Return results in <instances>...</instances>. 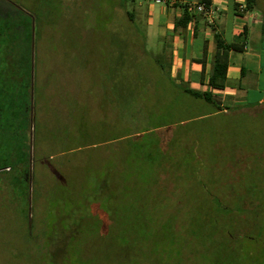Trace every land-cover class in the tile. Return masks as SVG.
Wrapping results in <instances>:
<instances>
[{"label":"rangeland","instance_id":"obj_1","mask_svg":"<svg viewBox=\"0 0 264 264\" xmlns=\"http://www.w3.org/2000/svg\"><path fill=\"white\" fill-rule=\"evenodd\" d=\"M5 1L9 12L17 15L19 29L14 36L18 38L12 40L7 30L0 31V87L9 79L12 86L8 90L17 91L16 87L31 81L36 93L30 96L28 128L25 123L21 126L16 113L9 117L7 130L0 127V172L9 170L7 164L19 158L15 157L19 151L29 156L33 166L35 137L53 157L43 161V168L37 166L40 182L34 193L38 197L33 196L30 183L27 209L29 221L34 218L33 228L26 221L24 201L13 197L5 182L0 188V264H264V57L260 85H246L249 100L236 105L227 100L223 102L229 108L226 113L199 125L195 169L200 183L190 188L192 177L180 172L182 189L187 188V200L181 207L154 205L157 201L150 198L152 194H142L139 183L151 185L153 180L145 171L128 190L119 188L112 176L108 179L115 198L106 211L99 203L86 204L94 194L91 188L100 186L94 173L74 178L82 181L77 191L65 189L63 184L72 178L66 179L70 172L65 160L67 170L57 177L56 168L63 158L56 150L73 144L60 142L68 130L100 128L84 141L101 143L117 128L104 122L105 102L117 96L104 89L101 94L87 92L99 67L101 86L120 87L121 103L134 88L142 89L141 85L153 92L159 77L154 60L160 57L169 64L172 52L159 38L147 36L149 4L140 7L131 0L124 6L120 0ZM254 7L263 26L264 0H256ZM126 11L133 14L132 21ZM136 71L139 77L131 74ZM172 77L177 78L173 68ZM219 98L222 95L215 93L214 99ZM25 103L14 101L11 106ZM99 120L100 125H92ZM159 134L169 140L172 129ZM92 149L81 148L73 163L86 170L89 160L83 162L79 152ZM181 160L185 165L190 157L184 154ZM182 194L175 199L182 200Z\"/></svg>","mask_w":264,"mask_h":264},{"label":"trees","instance_id":"obj_2","mask_svg":"<svg viewBox=\"0 0 264 264\" xmlns=\"http://www.w3.org/2000/svg\"><path fill=\"white\" fill-rule=\"evenodd\" d=\"M126 1L120 0V3L124 6ZM202 1L210 5L209 0ZM255 2L256 0H246V9L244 11L253 12L255 10ZM126 14L132 21L133 14L129 11H126ZM197 17L198 15L188 5H182V16L175 20L174 31L186 29ZM262 31L264 38V24ZM243 36L246 38V32ZM230 49L240 51L239 46L235 44L221 47V54L217 52L215 55L208 82L206 84L203 80L201 82V85L206 87L205 90L192 88L190 81L185 82L183 79H174L172 77V58L169 64L163 62L160 57L155 58L154 61L159 71V77L155 82L156 87H154L153 92L151 93L148 88L141 85L142 89H139V87L134 88V91H132L134 93H131L129 97L127 96L124 103H121L122 100L119 102L120 98L123 99L120 87L116 88V84L106 83L103 88L100 83L101 68L95 69L97 72L95 76L97 78L91 83V87L87 92L90 94H101L102 89H104L105 93L114 97L117 96V99L115 98L112 102L109 99H105L106 102L104 101L106 103L105 108L108 110L104 122H111L117 128H114L111 136L105 138L101 143H88L89 141H84L92 132H100V128H92L91 130L87 126V128H80L78 131L73 128L75 131L72 133L68 130V136L64 135L65 138L62 136L61 140L59 138L60 142L63 140L66 143L70 140L73 143L70 145L71 143L69 144L68 142L66 143L69 144L67 147L56 150L59 154L58 157L63 158L62 164L56 168L57 177H62L64 175L62 170H67L64 160L69 165L68 172L70 173L66 179L72 178V180H67V184H63L65 189L67 191H72V189L73 191H77L78 183L81 185L82 181L75 182L74 178L80 174L91 175L94 173L99 177L98 180L101 181L100 186L90 187L91 190H94V194H92L90 201L88 200L86 204L99 203L107 211L111 207L110 202L115 198V196L112 197V194H110L112 189L108 187V179L113 177L118 180L119 188L125 186L128 190V186H135L134 181L137 175L145 174V171H148L153 175V180L151 185L147 181L139 183L143 188L142 194L145 192L152 194L150 198L152 199L153 197L157 201L154 205L174 204L177 207H181L185 199L187 200L185 195L187 188L182 189L181 183L184 178L180 172L184 171L185 175L189 174L192 177L190 180L191 185H189L190 188H196L200 183V180L197 179V170L195 169L198 165L196 158L198 148L196 143L200 140L199 125L207 121L209 117L215 114H223L225 110L229 109L226 105H222L214 99L213 90H223L227 86L228 61L226 55ZM137 72H132L131 74H136L139 77L141 74ZM109 73L111 74V70L108 71V75ZM124 75L127 77L129 74L126 73ZM138 77L137 80H139ZM16 88L18 90L15 92L24 93V100L26 101L24 123L25 128H28L30 122L28 116V111H30V96L36 93V88L33 92L31 81H28L24 87L20 86ZM21 88H24V91H21ZM118 89L120 92H118ZM17 100L18 97L15 101ZM13 102L14 98L11 95L8 104H12ZM123 104L126 105V108ZM14 108L19 110L20 106L17 104V107L15 106ZM100 121L98 123L97 121H93L92 125H100ZM123 125H126L125 128H121ZM119 126L120 128H118ZM167 128L172 129V135L169 140L164 139L159 134L160 130ZM35 139V164L33 166L29 161V156L24 153L20 154L21 152L19 151V154L15 153V157L19 158L13 160V163L7 164L10 165L7 166L9 170L7 172H0V188L3 182H5L6 188H9L13 192L11 195L24 201L26 209L29 206L28 199L32 188L30 187V183L31 185L33 184V196H39L37 193H34L37 192L36 189H38L40 182L38 176L40 171L37 169V166L42 165L41 168H43L46 166L43 161L53 157V155H48L49 152L45 148L40 147L38 138L35 137ZM97 145H101L102 148H96ZM86 146L89 149L91 147L96 149H92L86 154L79 152L83 162L89 160V164L85 170V167L81 168L80 164H74L73 162H76L77 151ZM184 154L190 157V160H186L185 165L182 164L181 160ZM82 156H85V158L83 159ZM30 176H32L31 179ZM73 183L75 185H72ZM181 191L182 193L184 192L182 200L177 201L175 195L181 194ZM127 194L131 193L127 192ZM36 197L32 204L33 208L37 205ZM25 218L28 222V209ZM33 220L34 218L28 223L30 228L34 226Z\"/></svg>","mask_w":264,"mask_h":264},{"label":"crops","instance_id":"obj_3","mask_svg":"<svg viewBox=\"0 0 264 264\" xmlns=\"http://www.w3.org/2000/svg\"><path fill=\"white\" fill-rule=\"evenodd\" d=\"M1 1L6 3L5 0ZM131 1L140 7L149 4L146 11V25L149 30L147 36L157 37L161 43L168 45L172 52V68L177 71L178 80L190 81L194 89H206L201 82H208L215 55L217 52L221 54V47L238 45L240 51L230 49L226 55V88L213 90V94L222 95V98L217 100L222 105H225L223 102L227 100L233 101L235 105L238 101L243 103L249 100L246 85L257 87L261 82L264 39L262 25L255 11L239 10L238 5L244 0H209L215 10V25L208 26L206 21L198 16L186 29L179 31H174V23L182 16V5H193L202 0H165L162 4H157L155 0ZM153 3L159 8H154ZM232 15L241 19L234 20ZM245 32L246 38L243 36ZM262 101L258 96L257 102Z\"/></svg>","mask_w":264,"mask_h":264},{"label":"flooded vegetation","instance_id":"obj_4","mask_svg":"<svg viewBox=\"0 0 264 264\" xmlns=\"http://www.w3.org/2000/svg\"><path fill=\"white\" fill-rule=\"evenodd\" d=\"M7 6L8 5H6L5 2L1 3V6H0V22H2L0 24V31L3 32L4 30H7L8 36H10V40H12L14 36L18 35L19 24L16 23V21H18L17 20L18 18L16 17L17 15L9 12ZM14 38L17 39L18 37H14ZM11 84L12 82L9 81V79H5L3 81L2 86L0 87V122H2L1 124L2 126L0 125V127L4 130H7L5 129V125L11 124L9 123L10 121L9 117L10 116L13 117L14 113H16L17 119L21 123V126L24 123L25 106L23 105L21 107L19 104L18 106H20V109L16 110L15 108L13 109L14 106L11 107V103L8 104V102L10 101L11 95L14 98V101L16 100L17 97H18L17 101L24 100V93L15 92L14 90L13 92L9 91L8 87ZM6 104H7V107H6Z\"/></svg>","mask_w":264,"mask_h":264},{"label":"built area","instance_id":"obj_5","mask_svg":"<svg viewBox=\"0 0 264 264\" xmlns=\"http://www.w3.org/2000/svg\"><path fill=\"white\" fill-rule=\"evenodd\" d=\"M157 4H162L165 0H155ZM193 12L203 18L207 25L213 27L215 25V10L211 5H207L204 1H198L196 4L188 5ZM238 8L240 11L246 9V0L239 3Z\"/></svg>","mask_w":264,"mask_h":264}]
</instances>
